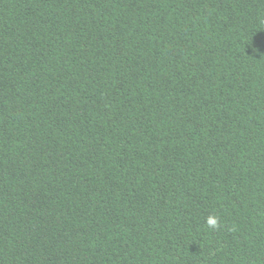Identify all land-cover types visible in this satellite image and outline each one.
I'll use <instances>...</instances> for the list:
<instances>
[{
    "label": "trees",
    "instance_id": "trees-1",
    "mask_svg": "<svg viewBox=\"0 0 264 264\" xmlns=\"http://www.w3.org/2000/svg\"><path fill=\"white\" fill-rule=\"evenodd\" d=\"M0 264H264V0H0Z\"/></svg>",
    "mask_w": 264,
    "mask_h": 264
},
{
    "label": "clouds",
    "instance_id": "clouds-1",
    "mask_svg": "<svg viewBox=\"0 0 264 264\" xmlns=\"http://www.w3.org/2000/svg\"><path fill=\"white\" fill-rule=\"evenodd\" d=\"M218 217L216 216H209L207 218V225L210 227V228H216L219 226L218 224Z\"/></svg>",
    "mask_w": 264,
    "mask_h": 264
}]
</instances>
